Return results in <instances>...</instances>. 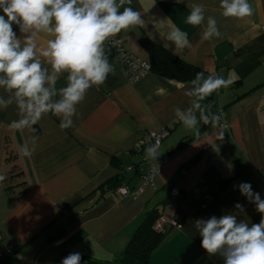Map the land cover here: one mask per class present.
<instances>
[{"label": "crops", "instance_id": "crops-1", "mask_svg": "<svg viewBox=\"0 0 264 264\" xmlns=\"http://www.w3.org/2000/svg\"><path fill=\"white\" fill-rule=\"evenodd\" d=\"M204 6L213 16L221 38L201 40L206 26L185 23L187 0H132L144 23L119 33L124 49L149 62L140 40L147 39L207 75L215 73L233 83L200 103L206 113L221 114L218 126L199 124V137L175 117L174 107L194 108L185 95L190 85L149 74L127 82L121 64L109 57L115 74L105 84L90 88L77 106L74 127L61 130L60 120L47 114L34 131L10 129L18 119L15 105L0 111V235L11 247L2 264H61L70 253L109 261L122 252L144 214L156 207L176 227H166L150 264H223L201 247L196 219L234 213L253 221L254 204L237 185L250 183L264 199V0H249L254 13L238 19L224 17L220 0H188ZM122 11V9H121ZM3 14V13H0ZM179 27L188 33L191 48H176L167 33ZM18 32V29H17ZM19 34V33H18ZM48 37H38V44ZM106 54L109 51L105 46ZM66 83L61 77L57 87ZM210 106V107H209ZM197 118L200 112H196ZM166 130L159 150L160 173L154 187H142L146 166L135 152L148 132ZM223 132V138L220 133ZM35 150L24 156L21 148ZM195 158L169 187L178 169ZM120 178L131 191L121 196L106 184ZM243 205L246 217L234 205Z\"/></svg>", "mask_w": 264, "mask_h": 264}, {"label": "clouds", "instance_id": "clouds-1", "mask_svg": "<svg viewBox=\"0 0 264 264\" xmlns=\"http://www.w3.org/2000/svg\"><path fill=\"white\" fill-rule=\"evenodd\" d=\"M126 4L131 5L132 0H0V111L14 104L19 117L10 122V129L33 132V126L49 113L60 120L61 130L74 127L77 106L87 91L105 84L109 75L115 74L105 42L122 30L144 23L141 13ZM219 7L226 18L243 19L254 13L249 0H220ZM187 8L186 24L200 26L206 20L202 41L222 37L215 17L206 18L202 4L187 0ZM42 34L48 39L38 44ZM166 38L176 48L192 47L188 33L179 27H173ZM61 77H66V83L57 87ZM232 83L231 78L197 72L184 92L194 98L196 111L174 107L175 117L197 137L201 121L218 126L222 115L206 113L200 102ZM220 135L223 138L224 133ZM36 141L33 136L31 150L25 146L21 153L30 156ZM159 155L156 146L146 149L148 159L157 160ZM4 179L0 175V181ZM236 187L255 205L259 222L249 223L248 218H238L234 213L196 219L194 227L201 237V247L210 256L219 255L223 264H264V199L250 183L241 182ZM234 207L246 217L243 205L236 203ZM81 260V254L74 252L61 264H81Z\"/></svg>", "mask_w": 264, "mask_h": 264}, {"label": "trees", "instance_id": "trees-1", "mask_svg": "<svg viewBox=\"0 0 264 264\" xmlns=\"http://www.w3.org/2000/svg\"><path fill=\"white\" fill-rule=\"evenodd\" d=\"M141 47L147 52L150 72L158 77L177 81L180 83L190 84V81L195 78L197 72H201L196 67L184 62L178 56L172 54L169 50L147 40H140ZM108 56L111 57L110 53ZM207 76V74L205 73ZM201 133V131H200ZM196 135H192L187 138L176 150L181 149L186 143ZM195 158H192L185 162L175 173L173 179H171L169 187L176 185L182 176L183 172L190 167ZM121 179L115 178L106 184L108 189L117 190L120 185ZM162 217L158 208L154 207L148 210L141 220L140 224L130 237L125 249L114 255L109 261L94 260L82 257L81 264H150L151 253L157 248V246L163 240L166 232V228L162 232H156L153 226L157 219ZM253 221L256 222L260 219V214L253 209Z\"/></svg>", "mask_w": 264, "mask_h": 264}, {"label": "built area", "instance_id": "built-area-1", "mask_svg": "<svg viewBox=\"0 0 264 264\" xmlns=\"http://www.w3.org/2000/svg\"><path fill=\"white\" fill-rule=\"evenodd\" d=\"M105 46L108 49L111 57L116 58L121 64L123 68V74L127 82H136L151 73L149 63L131 55L124 49L123 41L120 38L119 33L113 37H110L109 40L105 42ZM166 136V130H160L156 132L151 131L148 132L145 137L141 139L136 145L135 152H138L141 163L146 166V172L141 176L142 187H154V177L160 173L162 168V164L158 161V158L157 160L146 158V149L151 146H156L159 151L161 143ZM140 189L131 191L127 187L121 186L116 190V193L121 196H131L134 198L139 193ZM167 226L174 228L176 227V223L174 220L167 219L162 216L157 219L153 229L156 232H162ZM11 253V247H4L1 245L0 235V264H2L11 255Z\"/></svg>", "mask_w": 264, "mask_h": 264}]
</instances>
